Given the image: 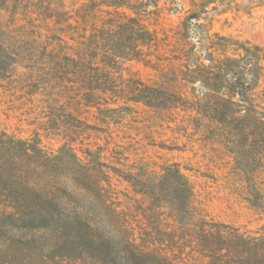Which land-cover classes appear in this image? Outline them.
<instances>
[{
    "label": "trees",
    "instance_id": "obj_1",
    "mask_svg": "<svg viewBox=\"0 0 264 264\" xmlns=\"http://www.w3.org/2000/svg\"><path fill=\"white\" fill-rule=\"evenodd\" d=\"M187 1L192 8L183 20L184 40L178 44L176 57L181 66L178 78L188 88V98L143 84V88H136L135 100L195 111L196 119L209 125L211 137L230 157L233 174L244 177L245 199L264 210V192L256 179L264 169V46L212 33L208 21L213 9L219 13L231 9L250 12L264 6V0L172 3L178 7ZM160 2L0 0V31L4 35L0 49L12 57L18 54L13 46L19 43L27 49L35 46L39 62L57 69L58 76L67 73L80 99L93 105L98 103V94L107 91V79L125 63H139L169 74L163 62L166 54L155 52L159 51V34L145 21L149 15L161 16ZM0 144L4 152L0 156V204L10 209L1 214L18 220L31 216V221L59 228L82 224L95 240L108 246L105 252L111 251L84 264H264V226L252 234L203 216L195 202L194 186L177 163L150 171L152 181L162 178L168 182L161 190L134 172L122 175L146 200L140 206L142 222L134 225L102 192V180L97 182L81 171L98 191L93 195H98L96 198L86 201L79 196L71 198L68 187L53 183L56 170L65 167L70 157L85 168L86 163L72 147L68 148L71 155H54L40 142L10 138L3 132ZM6 168L13 176L10 180L3 175ZM113 171L120 172L116 168ZM14 183L26 192L7 186ZM94 200L101 205L99 218L91 212L90 202ZM43 227L39 232L48 229ZM38 237L41 248L46 247L43 243L47 242ZM54 259L45 254L29 258L25 264H50ZM73 263L82 264V260Z\"/></svg>",
    "mask_w": 264,
    "mask_h": 264
},
{
    "label": "rangeland",
    "instance_id": "obj_2",
    "mask_svg": "<svg viewBox=\"0 0 264 264\" xmlns=\"http://www.w3.org/2000/svg\"><path fill=\"white\" fill-rule=\"evenodd\" d=\"M160 5L161 16L149 15L145 21L159 34V51L155 52L166 54L163 62L169 74L143 64L125 63L107 79L110 82L107 91L100 92L98 103L93 105L80 99L67 73L58 76L57 69H48L39 62L40 54L35 46L27 49L19 43L13 46L18 54L12 57L0 49V132L10 138L40 142L54 155H71L73 151L86 163L85 168L70 157L65 167L56 170L53 183L68 187L71 198L79 196L86 201L96 198L98 195H93L98 191L81 171L97 182L102 180V192L114 206L125 211L124 216L134 225L142 222L140 206L146 200L122 175L134 172L161 190L168 182L162 178L152 181L150 171H161L163 166L177 163L194 186L195 202L203 216L256 234L264 226V210L254 208L245 199L244 177L233 174L232 161L211 137L209 125L200 123L195 111L161 108L135 100L136 88L144 85L188 98L189 90L178 78L181 66L176 54L178 44L184 40L183 20L192 7L189 1L176 7L172 0H161ZM208 21L212 33L248 39L264 46V6L250 12L231 9L219 13L213 9ZM0 37H4L1 31ZM72 80L76 79L72 77ZM69 146L72 151L68 150ZM2 153L0 148V156ZM114 168L120 171L119 175ZM3 171L5 178H13L8 174L9 168ZM256 179L264 192V169ZM7 186L26 192L17 183ZM90 204L93 216L99 218L100 203L94 200ZM73 206L79 207L75 203ZM4 210L10 211L0 204V264H25L29 258L37 259L45 254L56 258L50 264H74L76 260L84 264L111 252H105L108 246L95 240L82 224L66 228L47 226L31 221V216L23 220L4 216L1 214ZM42 225L48 229L39 232ZM37 236L47 242L43 243L46 247L41 248Z\"/></svg>",
    "mask_w": 264,
    "mask_h": 264
}]
</instances>
